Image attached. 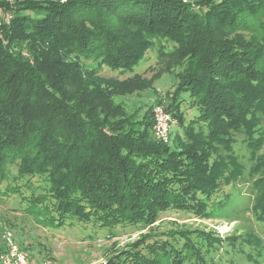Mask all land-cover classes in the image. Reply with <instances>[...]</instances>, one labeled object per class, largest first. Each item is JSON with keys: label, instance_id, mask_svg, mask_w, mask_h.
<instances>
[{"label": "trees", "instance_id": "obj_1", "mask_svg": "<svg viewBox=\"0 0 264 264\" xmlns=\"http://www.w3.org/2000/svg\"><path fill=\"white\" fill-rule=\"evenodd\" d=\"M184 1H17L0 33V183L43 178L27 213L50 225L147 230L107 264H208L198 239L207 254L221 240L154 227L176 212L238 220L229 186H249L264 224V0ZM151 50L175 87L131 104L130 89L153 87L136 73ZM160 104L179 121L170 145L152 130Z\"/></svg>", "mask_w": 264, "mask_h": 264}, {"label": "rangeland", "instance_id": "obj_2", "mask_svg": "<svg viewBox=\"0 0 264 264\" xmlns=\"http://www.w3.org/2000/svg\"><path fill=\"white\" fill-rule=\"evenodd\" d=\"M194 2L196 0L191 1V3ZM83 63L86 67L97 65L92 61H84ZM159 68L156 54L152 50L149 51L146 60L136 70V73L142 75L143 81L152 83L153 87L145 92L137 90V94H135L134 88L130 89L134 93L128 97L131 104L152 103V100L155 99V91L164 96L166 91L174 89L176 83L173 77L166 72H160L161 68ZM158 73L159 76L157 77ZM101 76L125 81L131 75H123L104 68L101 71ZM156 106L164 107L161 104ZM164 109L166 110L165 107ZM183 111L186 113L184 123L189 124L195 112L186 106H184ZM166 112L169 113L167 110ZM171 117L166 133L168 141L165 142L168 145L172 142V132L178 133L177 130L180 129L179 121L172 115ZM155 122L153 113V125ZM152 128L153 132L157 133L156 128L154 126ZM237 140L239 145L234 147L237 154L244 153L248 156L247 150L240 147L243 137L237 136ZM13 176L17 177L16 171H13ZM12 177L0 183V251L5 250L7 246L4 235L11 233L13 243L17 244L22 252L38 264H107L109 257L120 252L130 243L137 241L139 235L147 232L145 229L130 227L127 232L119 236H112L117 239H105L107 230L94 229L90 225L73 223L69 220L62 226L50 225L45 216L27 213L30 206L26 201L32 197V194L44 193L47 187L45 180L34 178L15 181V177ZM28 184L32 188L26 187ZM12 190L16 191L13 192ZM223 193L229 194L235 203V211L230 210L228 213H237L236 216H240L237 218L238 220L228 219L224 213L206 220L176 212L164 214L154 228L162 232L181 230L187 227L191 231L210 233L217 240H221V244L217 245L218 249H214V253L207 254L205 253L207 248L203 246L205 241L202 239L197 241L195 237H192L193 240L197 241V244L199 243L198 246L202 249L208 264H212L211 259L215 264H264V224L257 221L253 214V196L249 186L243 184L229 186L223 190ZM117 230L116 228L113 231L118 232ZM254 236L262 240L259 249L245 246L250 245L249 241L254 242L252 238ZM231 244L234 246H230ZM182 245L183 241H180L178 246L182 247ZM250 258L253 261L249 262ZM184 264H194V259L189 262L186 261Z\"/></svg>", "mask_w": 264, "mask_h": 264}, {"label": "built area", "instance_id": "obj_3", "mask_svg": "<svg viewBox=\"0 0 264 264\" xmlns=\"http://www.w3.org/2000/svg\"><path fill=\"white\" fill-rule=\"evenodd\" d=\"M17 1L23 0H0V33L4 26H9L11 24L14 18L12 7ZM154 116L156 119L154 127L157 130V133L154 132V135L156 139L165 143L168 141V135L166 133L169 129V123L172 117L162 106L154 107ZM4 236H6L7 246L5 251L0 255V264H38L22 252L17 244L13 243L11 233H6Z\"/></svg>", "mask_w": 264, "mask_h": 264}]
</instances>
